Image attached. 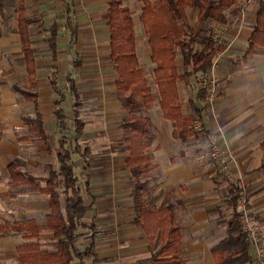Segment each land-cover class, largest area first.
Returning a JSON list of instances; mask_svg holds the SVG:
<instances>
[{
  "label": "crops",
  "instance_id": "0c3cea01",
  "mask_svg": "<svg viewBox=\"0 0 264 264\" xmlns=\"http://www.w3.org/2000/svg\"><path fill=\"white\" fill-rule=\"evenodd\" d=\"M18 1L3 0L0 11V59L11 53L12 41L16 40L17 50L10 54V59H19L17 66L23 70L21 78L13 75L12 70L6 71L7 75L5 71L0 72V223L34 219L42 229L33 238L30 233L13 231L0 235V264H19L18 246L28 242L39 243L40 249L47 253L58 251L54 231L45 227L51 213L49 195L33 191L31 184L11 185L9 166L14 159H19L23 173L40 178L42 187L46 185L42 179L51 170L58 169L55 149L61 134L56 112L60 107L67 114V134H75L72 119L76 99L66 88L68 79L74 80L79 93L77 102L82 104L81 119L86 129L80 143L82 148L90 149L86 177L89 185L85 177L79 181L89 209L83 219L86 227L78 231L77 246L83 252L94 244L93 255L82 261L75 259L73 264H156L152 261L154 250L149 236L143 223L138 221L140 214L133 195L135 183L126 163L128 150L124 142V123L129 111L118 89L117 65L111 59L107 1L26 0L28 16L39 19L29 26L32 46L36 49L35 86L27 80ZM262 1L247 0L235 4L228 11L230 22L216 27L214 36L225 48L218 53L211 72L188 86L182 80L178 82L184 111H191V102L204 108L203 119L194 123L197 134L187 142L173 136V123L161 110L160 91L154 81L157 65L151 59L152 47L140 20L142 6L137 13L138 19L134 18L136 53L149 83L150 76L153 77L156 91L153 84L150 85L160 111L151 114L148 112L151 106L143 109L144 114L152 118L151 164L142 177H145L143 181L148 189L144 195L146 203L154 210L173 205L181 235L177 255L186 264H217L213 246L226 235V221H221L219 211L225 199L222 191L225 187L221 189V186L226 181L227 194H230V182L234 180L222 168L215 169L211 162L203 167L205 156L212 157L213 144L202 142L200 139H207L202 134L218 138L221 147L229 150L226 167L243 188V199L254 217H264V41H252ZM14 3L16 22L10 25L2 18L10 13L8 4ZM124 5L129 7L125 2ZM188 13L191 22L195 23L198 12L189 8ZM69 17L78 26L76 37L71 36ZM51 27L57 30L54 49L49 41ZM40 46L48 49L43 58L38 51ZM177 65H182L181 57L177 58ZM53 79L58 90L53 86ZM204 79L217 83V98L211 104L212 108L207 105L208 92L205 96L199 94L200 88L205 87ZM23 91L36 92L37 100L27 98ZM62 96L63 101L58 105ZM184 103L189 107L188 111ZM37 114L42 116L50 150L25 121ZM91 135L95 139L102 135L107 141H114V145L105 144L98 149L101 155H110L102 168L94 165L95 149L89 142ZM197 138L209 148L200 144L193 146V140ZM72 160L77 174L81 175L87 167L83 154L74 151ZM218 173L223 179L216 177ZM61 200L65 206V196H61ZM259 221L261 223L262 218ZM91 224L96 228L94 232ZM262 224L264 227V219Z\"/></svg>",
  "mask_w": 264,
  "mask_h": 264
},
{
  "label": "trees",
  "instance_id": "16d2710c",
  "mask_svg": "<svg viewBox=\"0 0 264 264\" xmlns=\"http://www.w3.org/2000/svg\"><path fill=\"white\" fill-rule=\"evenodd\" d=\"M108 10L107 23L111 36V59L116 63L120 74L118 89L122 100L129 111L124 123L126 132L125 148L128 150L127 166L131 171L134 186V200L139 210V222L143 226L151 241L154 254L152 261L156 264H186L177 255L181 235L174 215L173 205H165L159 209H152L147 203L144 193L148 191L146 183L140 179L148 172L151 164L149 148L152 143L150 129L152 118L144 114L157 97L146 77V71L141 67L136 53V31L134 16L125 0H106ZM143 2L140 20L145 35L152 47V61L157 65L154 81L160 91V106L163 116L172 121L173 136L187 142L197 134L194 123L203 119V107L194 102L190 103L191 111L185 112L179 94V81L186 86L193 81L198 82L202 76L208 75L213 67L218 53L225 46L218 42L214 33L216 27L228 24V11L237 3L247 0H141ZM3 0H0V11L3 10ZM27 1H18V22L21 37L22 53L28 70L27 80L31 86L36 85V49L32 46V32L29 26L39 22L36 17L28 16ZM198 12L195 23L191 22L188 9ZM259 16L255 25L252 41H264V0L261 2ZM70 16V15H69ZM72 37H76L78 26L68 18ZM49 38L51 47H55L57 30L51 27ZM1 36V29H0ZM256 42V40H255ZM182 58V65H177V58ZM56 90V81L52 80ZM66 88L76 99L73 110L72 125L74 136L68 135L66 111L61 107L56 114L61 134L57 153L58 169L51 170L45 177V187L41 186V179L28 176L20 169L21 162L14 159L10 166L11 185L31 184L33 191L49 195L51 213L47 216L46 228L51 229L57 238L58 251L47 253L40 249L37 242H28L18 246L19 264H73V261L84 260L94 254V244L83 252L77 246V235L80 228L86 227L83 219L87 215L88 206L85 203L84 190L79 185L81 177H87L90 149L82 148L81 137L86 126L81 119L82 104L78 103L79 93L74 80L68 79ZM27 98L37 100L36 92L23 91ZM207 88L199 90L200 96L207 94ZM64 96L57 101L60 105ZM31 125L45 146L50 150L48 134L44 128L41 114L25 119ZM80 151L86 160L87 167L81 175L75 171L72 153ZM209 161L215 169L221 167L210 155ZM221 176V174L219 173ZM89 185V178H86ZM231 190L229 204L232 215L226 221V235L213 246V253L217 264H260L251 253L252 240L249 231L243 224L244 214L239 210L243 188L238 182H230ZM61 196H65V206ZM92 231L95 227L89 225ZM42 227L34 219L20 222L0 223V235L15 233H30L31 238L37 237ZM28 236V237H29Z\"/></svg>",
  "mask_w": 264,
  "mask_h": 264
},
{
  "label": "rangeland",
  "instance_id": "374dc122",
  "mask_svg": "<svg viewBox=\"0 0 264 264\" xmlns=\"http://www.w3.org/2000/svg\"><path fill=\"white\" fill-rule=\"evenodd\" d=\"M125 3H126V5H128L132 9L134 18L138 19V17H137L138 14L137 13L140 11L142 3L139 0H126ZM15 9H16L15 3L14 4H10V5L8 4V10H9L10 13H8V16H5V17L2 18V21L4 23L9 22L10 25H11V24H14L16 22V19L14 18V15H16V10ZM15 42H16V40L12 41V45H11L12 51H11V53H9V55H4L3 57L1 56V59H0V72L1 71H5V73H6V71H8V70H10V71L12 70V74L13 75L15 74V75H17V78H21L23 76V70L21 69L20 66L19 67L17 66V65H19L18 64V60L19 59H14L13 61H11V59H10V54H15V52L17 50V45H16ZM46 46L48 47V44ZM47 50L43 49L42 46H40L38 48V51H39L40 55L42 56V58L44 57V52H47ZM7 56H9L8 59H7ZM15 66H17V67H15ZM54 70H56V69H54ZM54 73L57 74V72H54ZM6 75H7V73H6ZM203 82H204V80H203ZM150 83L153 84L154 91H156L152 76H150ZM206 83H207L206 86L210 87L211 90L214 91V94L216 95L215 96V99H216L217 98V92H218L217 83H215V82L209 83V80H207ZM183 97H184V93H183ZM184 100H185V98H184ZM214 102H215V100H214ZM214 102H213V104H214ZM111 104L113 105V102ZM207 105H208V107L212 108L209 99H208ZM150 106L151 107H150V110H148V112H150L151 114H154L155 112L159 114L160 111H159V106H158V101L157 100H155ZM184 107H185V110L188 111L189 107L186 105V103H184ZM155 116H156V114L154 115V117ZM89 136H87V137H89ZM205 136L207 137V139L204 138ZM87 137H85V138H87ZM92 137H94V135H91L92 141H89V142L92 143L93 148L95 149V153H94L95 156H93L94 157L93 158L94 165H97V166H99V168H102L109 161V159H110L109 156L110 155L108 157H106V155H108V154L101 155L102 153H98L99 152L98 149L103 147V145H105V144L114 145V141L113 140L111 142L107 141V138L106 137L104 138L102 135L101 136L99 135L97 137V139L92 138ZM202 137L204 138V139H200L202 142H205V143L209 142L210 144H213L212 145V153L211 154H212V158H215L214 160L221 165V167H219V168H222V170L227 172V176H229V177L233 178L234 180H236L237 178L234 175H232L230 170H228V167H226L227 162H228V157L230 156V154H228L229 150L228 149H223L221 147V144H220L218 138L214 137L212 139L211 136H209V135L207 136L206 134H202ZM88 139H86V140H88ZM200 140L198 138L193 140L192 145L196 144V146H197V145L200 144V145L205 146V144L202 143ZM207 140H209V141H207ZM181 146H184V145L181 144ZM205 147L209 148V146H207V145ZM112 153H114V152H112ZM214 153H216L215 156L213 155ZM230 153H231V151H230ZM204 164L205 165L203 167H206V166L210 165V161L208 160V158H206V156H205ZM211 165H213V164L211 163ZM75 166H77V165L75 164ZM75 169H76V172H78L76 167H75ZM216 177L218 179H223L222 178L223 176H220L219 173L216 174ZM144 178H141L140 180L143 181ZM234 180H232V181H234ZM134 183H135V181H134ZM227 185H228L227 182L224 181L223 185L221 186V189H222V187H225V188L222 189V191H223V194H224L225 199H226V200L223 199L222 204L219 207L220 208L219 211L221 210L220 211V213H221L220 215H221V219H222L221 221L222 222L223 221H227L228 218H230L231 215H232V207L230 206V204L228 202L230 194L229 193H228L229 195L227 194L228 189H229L228 188L229 186H227ZM243 198H244V196H242V198H241L242 200H241V204H240L239 208L244 214L243 224H244L245 228L249 231L250 238L252 240L251 253L256 257V259L260 262V264H264V227H263V224H262V221H263L264 217H258V218L254 217L255 214L249 209V205L245 202V199H243ZM259 218H262L261 223L259 221Z\"/></svg>",
  "mask_w": 264,
  "mask_h": 264
},
{
  "label": "built area",
  "instance_id": "2783aa9c",
  "mask_svg": "<svg viewBox=\"0 0 264 264\" xmlns=\"http://www.w3.org/2000/svg\"><path fill=\"white\" fill-rule=\"evenodd\" d=\"M206 79H204V82H203V85L208 89V94H207V97H208V99H209V101H210V103L211 104H213V102H214V100H215V94H214V91L213 90H211V88L210 87H207L206 86ZM214 156L216 155V153H214L213 154Z\"/></svg>",
  "mask_w": 264,
  "mask_h": 264
}]
</instances>
